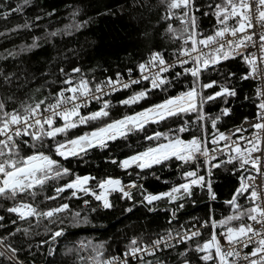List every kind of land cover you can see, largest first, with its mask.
Instances as JSON below:
<instances>
[{"label":"snow or ice","instance_id":"6c2138e0","mask_svg":"<svg viewBox=\"0 0 264 264\" xmlns=\"http://www.w3.org/2000/svg\"><path fill=\"white\" fill-rule=\"evenodd\" d=\"M2 3L3 0H0V5ZM29 3L30 0H22L8 11L0 10V18L21 13ZM159 4L163 7L159 19L165 23V32L173 43L178 42L179 45L172 54L174 59H166L163 51H153L135 69H127V80L124 74L118 72L115 78L108 77L100 83H93L83 75L77 78L76 74L81 73L78 67L70 72L61 68V87L55 92L50 91L38 99L29 96L20 101L18 107L12 108L8 102L14 100L13 96L0 98V201L11 202L6 211L16 216L11 221L16 227L6 235H0V257L9 264H24L18 256L20 249L13 246L11 238L17 233L28 236L34 223L39 224L44 220L57 223L56 218L69 211L68 203L49 208H41L36 203L49 182L72 177L55 187L54 194L45 195L44 201L57 200L69 190L73 198H80L79 193L94 196L106 209L113 207L108 198L110 191L121 193L122 198H132L126 188L137 187L136 184L125 186L120 179L109 177L97 183L96 187L100 190L97 192L89 186L95 177L76 175L53 158L80 156L88 148L106 147L108 141L118 136L127 137L132 132H144V139L153 143L144 151L124 159L121 166L125 169L133 165L145 169L176 160L183 164H206V174L211 176L213 168L233 164L234 171H240L242 175L238 177L239 186L225 202L232 209V214L220 220L210 217L204 221L201 227L212 229L207 239H199L203 234L198 229L175 235L169 232L148 244L132 238L120 255H106L102 243L80 241L78 247L68 249V253H77L78 264H132L133 260L152 264L151 261H145L144 257L155 256L181 243L188 245L189 241L192 244L180 253L183 257L180 264H193L187 258L189 253L197 254L201 264H264V0H203L202 3L197 0H159ZM204 16L214 19L207 33L199 26V17ZM237 58L246 69L239 79L260 82L253 100L257 112L253 120L245 118L247 127L242 125L230 133H224L219 131L217 123L221 117L231 115V108L224 107L216 117H208L203 108L217 99H223L228 104L227 98L237 95L236 88L216 79L204 82L203 73L217 70L225 62ZM177 66L182 69L181 72L173 71ZM133 71L138 73L137 78H133ZM166 73L190 76L191 85L140 112L107 122L89 133L67 138L73 129L109 117L111 102L103 100V97L112 92L147 81L148 87L121 101L123 105L129 106L148 99L153 90L167 91L173 81ZM222 75L225 81L237 76L231 71ZM10 80L11 77L0 69V82L9 83ZM208 89L213 91L205 94ZM101 101L103 104L99 110L82 113V108ZM193 113L195 121L184 119ZM168 120L180 122L176 127L169 126L167 132H147L148 125ZM209 120L213 130L211 133L205 123ZM190 123L200 125L201 135H193L191 139L185 140L181 134L191 131ZM249 131V135L243 134ZM58 137L63 139L58 140ZM225 154L227 159H221ZM198 157H204V160L198 161ZM184 177L186 183L161 194L143 195L141 202L152 205L155 201L167 198L174 203L184 196H191L193 186L207 188L210 198L216 199L211 181L206 180L205 175H200L198 170H187ZM241 199L246 204H241ZM178 207L182 208L183 205ZM79 218L80 213L76 212L73 222L77 226L87 222ZM4 221L5 216L0 215V229L5 227ZM21 222H27L29 226L21 227ZM46 231L50 234V240L42 241V244L54 243L65 234V229L59 226L55 230L46 228ZM80 252H86L87 255H79ZM158 264H163V261H158Z\"/></svg>","mask_w":264,"mask_h":264},{"label":"trees","instance_id":"16d2710c","mask_svg":"<svg viewBox=\"0 0 264 264\" xmlns=\"http://www.w3.org/2000/svg\"><path fill=\"white\" fill-rule=\"evenodd\" d=\"M21 2L22 0H3L0 10L8 11L10 7ZM197 2L202 3L203 0ZM162 12L163 7L159 0H30L21 13H12L6 18H0V33L3 34L0 35V69L11 77L9 83L0 82V98L13 96L14 100L8 102L12 108L18 107L20 101L29 96L38 99L50 91L55 92L61 87V68L70 72L74 67H78L81 73L76 74L77 78L83 75L93 83H100L115 72L123 73L128 68L135 69L153 51H163L166 59H173L172 54L179 45L178 42L173 43L166 34L165 23L159 19ZM213 23L214 19L210 16L199 17L200 29L206 33L211 30ZM25 24L29 27H21ZM53 32L56 35H51ZM33 44L35 47H32ZM245 70V65L237 58L225 62L217 70L203 73L204 82L216 79L222 84L234 85L236 88L237 95L227 98L228 104H225L223 99H217L204 105L203 111L208 117L219 116L224 107L231 108V115L221 117L218 121L219 131L256 115L257 108L253 104L256 86L250 80L239 79ZM181 71L177 66L174 72ZM228 71L235 72L237 76L225 81L222 73ZM170 76L173 83L167 91L153 90L148 99L138 104L125 106L119 101L144 89L145 85L116 94L112 98L116 105L110 111L109 117L73 129L67 138L89 133L90 129L103 123L139 112L151 104L177 95L191 85L190 76ZM211 91L213 90L208 89L205 94ZM184 119L195 121V113L191 114V117L185 116ZM179 122L168 120L161 124H150L146 130L148 133L154 130L167 132L169 126L176 127ZM205 123L211 133L213 130L210 120ZM189 127L191 131L182 133V138L191 139L193 135H201L198 123H190ZM144 135V132H132L127 137L107 142L106 147H92L80 156L69 159L53 157L76 175L95 177L89 184L93 189L97 188L99 181L109 177H119L125 183H129V180L136 181L139 185L130 192L131 199L122 198L120 193H111L110 202L113 207L99 211L96 209L95 199L83 193L78 194L80 198H73L71 190L57 200L44 201L45 195L54 194L55 187L66 183L72 177L66 176L61 180L49 182L37 197L36 203H39L41 208L68 203L69 211L60 214L56 218L57 223H49L47 220L39 224L34 223L28 236L17 233L11 238L13 246L20 249L18 256L24 264H78L77 253H68V249L78 247L80 241L102 243L106 255H116L127 249L132 238L149 242L169 232H177L196 223L201 224L210 217L220 220L232 214V209L225 202L239 186L238 177L242 175V172L234 171L233 164L222 165L212 171L215 200L207 199L204 192L194 194V186L191 189L194 194L192 201L184 197L174 203H168L167 198L155 201L152 205H148L146 201L141 202L143 195L161 194L186 183L184 172L194 169L184 166L179 168V164L174 161L155 165L147 170H140L136 166L123 168L121 162L129 155L152 145L153 142L146 141ZM85 201L89 203L86 204ZM181 204L183 208L178 212V205ZM9 206L11 202L0 201V215L5 216V227L0 229V235H6L16 227L11 224L16 216L6 211ZM76 212L80 213L81 221L86 219L87 222H81L78 226L74 224L73 215ZM59 221L63 223L60 224ZM20 226L29 225L27 222H21ZM58 226L65 229L64 236L57 238L54 243L42 244V241L50 240L46 228L55 230ZM211 232V227H207L199 239H207ZM191 244L189 241L188 245L183 244L170 251L158 252L155 256L147 257L145 261H151L152 264H158V261H163V264H180L183 259L180 253ZM79 255L87 253L80 252ZM187 258L191 259L193 264H201L195 253H189ZM0 264L9 262L0 257Z\"/></svg>","mask_w":264,"mask_h":264},{"label":"built area","instance_id":"2783aa9c","mask_svg":"<svg viewBox=\"0 0 264 264\" xmlns=\"http://www.w3.org/2000/svg\"><path fill=\"white\" fill-rule=\"evenodd\" d=\"M174 59V58H173ZM170 60H172V59H170ZM177 68V67H176ZM176 68L173 70V71H175L176 70ZM116 73H118V72H115L111 77H113V78H115V75H116ZM119 73H121V72H119ZM122 74H124V77H125V79L127 80V78H128V76H127V71H125V72H123ZM166 76H168V78L170 79V75H171V73H166L165 74ZM132 76H133V78H137L138 77V73L136 72V71H134L133 73H132ZM251 82H253L254 83V86H256V88L260 85V82L259 81H256V80H250ZM146 86V87H148V82L147 81H144V82H142L140 85H133L131 88H129V90L130 89H132V88H138V87H140V86ZM126 90H128V89H126ZM126 90H121V91H117V92H112L111 94H109L108 96H105V97H103V100H108V101H110L111 103H110V106H109V109H108V111L110 112V111H112V109H113V107L116 105L115 103L116 102H112V98H113V96H115L116 94L118 95V94H120V93H123V92H126ZM140 90H142V89H140ZM139 90V91H140ZM256 93V92H255ZM129 96H131V95H129ZM129 96H127V97H129ZM126 97V98H127ZM125 99V98H124ZM123 100V99H122ZM121 100V101H122ZM121 101H119V103H121ZM102 104H103V101H101V102H99V103H97V102H92V103H90L89 104V106L88 107H86V108H82V113L83 114H89L90 112H93V111H97V110H99L101 107H102ZM143 109H141V110H139V112L140 111H142ZM124 117V116H123ZM255 118V117H254ZM254 118H248V120L249 121H251V120H253ZM118 119V118H117ZM120 119V118H119ZM114 120H116V119H114ZM244 126V127H247V125L245 124V118L240 122V123H238V124H236L235 126L233 125V126H231V128H228V129H226V130H223V131H220V132H224V133H230L232 130H234L236 127H239V126ZM83 126V125H82ZM101 126H103V125H101ZM92 131V129L90 130V132ZM244 135H249L250 134V131L249 132H245V133H243ZM79 136V135H78ZM122 136H118V138H121ZM184 139V138H183ZM233 139H235V136L233 137ZM185 140H188V139H185ZM110 141H113V140H110ZM110 141H108V142H110ZM221 143H223V142H221ZM210 147H211V145H209ZM92 148V147H91ZM93 148H95V147H93ZM90 148H88L87 150H89ZM142 151H144V149L143 150H141V152ZM219 155V154H218ZM130 156H132V155H129V157ZM57 158H59V159H64V158H62V157H59V156H56ZM70 157H73V156H69V158ZM68 158V159H69ZM221 159H227V155L225 154L224 156H222V157H220ZM202 160H204V157H198V161H202ZM171 161H174V162H177L179 165V168L181 167V166H184V167H189V168H193L194 167V169H196V170H198V172H199V174L200 175H205V178H206V180H210L211 181V184H212V178H211V176H208L207 174H206V168L208 167V165H206V164H203V163H196V164H183L182 162H180V161H176V160H171ZM170 161V162H171ZM168 161H166L165 163H167ZM216 161H213V163H215ZM165 163H163V164H165ZM161 165V164H160ZM226 165H232V164H226ZM133 166H135V165H133ZM157 166H159V165H157ZM155 167V165H153L152 167H150V168H145V170H147V169H152V168H154ZM140 169V168H139ZM214 169H216V168H213L212 169V171L214 170ZM140 170H142V169H140ZM212 174V173H211ZM115 179H120L119 177H116ZM142 179H143V177L140 179V181H142ZM121 180V179H120ZM122 181V180H121ZM123 182V181H122ZM123 184L125 185V186H128V185H131V184H136L137 185V187H138V185H139V183L138 182H136V181H132V180H129V183H125V182H123ZM182 184V183H181ZM176 187V186H175ZM194 187V186H193ZM135 188L136 187H130V188H126V190H128V191H134L135 190ZM173 188V187H172ZM172 188H170L169 189V191H171V189ZM97 192H99L100 190L98 189V188H96L95 189ZM193 192H194V194L196 193V192H198V193H202V192H204V193H206V195H207V199H209L210 201L212 200L211 198H210V196H209V193H208V190H207V188H201V187H199V186H195V188H194V190H193ZM111 193H119V192H113V191H110L109 193H108V198H109V200H110V194ZM121 194V193H120ZM194 194L192 193L191 194V196H184L185 198L186 197H188V199H189V201H192V199L191 198H193L194 197ZM87 196H89V197H92L93 199H95V197L94 196H92V195H87ZM196 196V195H195ZM198 196V195H197ZM168 200V199H167ZM179 200H181V199H178L177 201H179ZM170 201L168 200V203H169ZM95 203H96V209H98L99 211H104L106 208H104L103 206H102V202H100V201H97V200H95ZM240 203L241 204H246V201H244V200H241L240 201ZM191 204H193V202H191ZM183 208V207H182ZM182 208L181 207H178L177 208V211L178 212H180L181 210H182ZM177 211L175 212V214H177ZM201 225H202V223L201 224H195V225H191V226H188L187 228L185 227V228H183L182 230H180V231H177V232H171V233H173V235H175L176 233H183V232H185V231H195V230H199L201 233L203 232V230H205L207 227H201ZM165 236V235H164ZM158 237H160V236H158ZM137 239V238H136ZM154 239H156V238H154ZM154 239H152V240H154ZM139 240V239H138ZM151 240V241H152ZM151 241H149V242H147V241H145V242H143V241H141L140 240V242L141 243H144V244H148V243H150ZM181 245H183V243H181V244H178L176 247H174V249L175 248H177L178 246H181ZM171 249H173V248H169V249H164L163 251H160V252H166V251H170ZM120 254H122V252L120 253ZM120 254H116V255H120ZM158 254V253H157ZM149 258V257H152V256H145L144 257V260H146V258ZM133 262H136V263H138V262H141V261H137V260H133L132 261V264H133Z\"/></svg>","mask_w":264,"mask_h":264},{"label":"rangeland","instance_id":"374dc122","mask_svg":"<svg viewBox=\"0 0 264 264\" xmlns=\"http://www.w3.org/2000/svg\"><path fill=\"white\" fill-rule=\"evenodd\" d=\"M127 115H132V114H127ZM126 116V115H125ZM91 123H93V122H91ZM90 124V123H89ZM105 123H103V124H101V125H104ZM101 125L100 126H97V127H95V128H98V127H101ZM83 126H87V125H83ZM95 128H93L92 130H94ZM91 130V129H90ZM96 148V147H95Z\"/></svg>","mask_w":264,"mask_h":264}]
</instances>
